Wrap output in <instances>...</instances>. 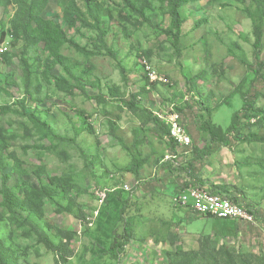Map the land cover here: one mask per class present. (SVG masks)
Listing matches in <instances>:
<instances>
[{
  "label": "rangeland",
  "instance_id": "obj_1",
  "mask_svg": "<svg viewBox=\"0 0 264 264\" xmlns=\"http://www.w3.org/2000/svg\"><path fill=\"white\" fill-rule=\"evenodd\" d=\"M92 1L103 9L106 47L97 31L66 23L67 1L52 0L43 13L86 48L62 50L84 84L60 66L48 71L45 45L28 50L12 24L16 6H0V32L10 31L0 61L1 256L10 264L99 261L120 229V207L134 199L142 216L119 264H264V144L215 146L200 129L210 123L226 131L247 95L262 113L242 123V135L264 138V81L257 75L264 45L257 53L254 22L259 0L183 7L177 47L162 33L171 23L162 0H148L150 24L122 0ZM145 57L167 83L146 79ZM60 75L69 83L59 85ZM173 107L185 112L184 126L198 147L190 157L203 160L204 180L240 191V203L256 213L254 224L208 220L176 204L187 190L179 166L189 160L173 158L181 150L149 114ZM7 191L20 200L19 213L5 200ZM24 215L46 232L53 249Z\"/></svg>",
  "mask_w": 264,
  "mask_h": 264
},
{
  "label": "trees",
  "instance_id": "obj_2",
  "mask_svg": "<svg viewBox=\"0 0 264 264\" xmlns=\"http://www.w3.org/2000/svg\"><path fill=\"white\" fill-rule=\"evenodd\" d=\"M52 0H0V6L8 9L10 6H16V14L12 22L16 37L18 40H23L28 47L37 46L44 44L46 51L48 52L50 59L48 61V71L56 66L62 67L66 73L79 81L81 84L83 80H79L80 77H77L74 74L73 68L71 66V59L66 57L62 50L66 45H70L76 48L79 52H87L86 48L81 46L74 39H71L68 32L63 28V26L55 21L47 20L44 18L43 13L48 8ZM65 21L71 28H76L78 24L86 29H92L98 32L99 39L106 47L104 38L106 36V27L105 23L102 20L101 11H103L102 6L95 5L92 0H65ZM198 0H162L164 4V11L171 19L170 26L163 30L162 33L172 37L175 41V46L183 36V27L185 24V19L183 15V7L189 5L190 3L196 2ZM125 7L138 18H141L142 23L150 24L151 20L147 18L146 9L149 8L148 0H122ZM84 4V5H83ZM87 10V11H86ZM103 13V12H102ZM140 22V21H139ZM255 22V36L256 43L255 49L257 53H261L264 45V0L258 1V7L256 11V17L254 16ZM141 23V22H140ZM10 31L5 29L2 31L3 41H5L9 35ZM29 50V49H28ZM111 53V52H110ZM261 54L257 55V60L259 61V70L257 75L259 79L264 81V62H261ZM150 61V60H149ZM24 62V61H23ZM59 85L68 84L69 81L65 76L60 75L55 78ZM148 80V78L146 77ZM245 101L242 112L237 113L233 116V122L230 128L226 131H223L221 128H216L210 123H205L201 126V132L209 136L211 142L215 146H221L225 143L231 144L232 142L247 144V143H263L264 138H260L255 134H250L249 136H243L241 132V125L244 121H250L255 114L262 113L259 109L256 108L255 103L248 102L247 95H243ZM24 104V102H22ZM181 115L184 114V111L180 112ZM152 122L162 129L165 132V135L170 138L173 146H177L171 138L170 128L163 122V119L158 115L151 114ZM38 124H42L40 121ZM48 127L46 123H43ZM50 129V127H48ZM211 148V147H210ZM209 148V149H210ZM208 149V150H209ZM200 162L203 160H189L183 165L179 166V170L183 171V174L186 175L185 188H195V189H204L211 194H217L224 198H227L234 203L241 204L240 198L233 194L227 185L222 184H213L209 180H204L202 177V172L199 170ZM50 194L55 196L54 191H49ZM120 194H118L119 198ZM168 199V197H167ZM5 200L8 205L14 210L15 213H19V207L21 205L20 200L16 197L15 192H5ZM169 204L173 202L169 200ZM244 206V205H243ZM246 209L256 215L255 211L251 208L245 206ZM143 207L139 200L128 199L120 207L119 213L120 217V229L114 237L113 242L110 244L107 250L99 255V261H94L91 264H119L127 254L130 247V244L133 241V232L135 220L138 216H142ZM23 215V214H22ZM257 217V216H256ZM26 223L32 227L33 230L40 236L41 239H44L46 243L54 248V243L50 237L46 234L45 231L33 220L31 215H24ZM205 219L220 220L227 222L238 223V220L231 219H219L213 216H205ZM0 264H10L5 260L0 254Z\"/></svg>",
  "mask_w": 264,
  "mask_h": 264
},
{
  "label": "built area",
  "instance_id": "obj_3",
  "mask_svg": "<svg viewBox=\"0 0 264 264\" xmlns=\"http://www.w3.org/2000/svg\"><path fill=\"white\" fill-rule=\"evenodd\" d=\"M7 51L6 42L3 41L2 33L0 32V61H2V57ZM141 64L145 71V76L151 84L167 83L166 79L158 75L153 64L146 57L141 60ZM158 116L170 128L171 138L178 147L189 148L192 146V139L184 126L183 117L177 112L175 107L168 113L166 112L165 115ZM126 189H129L128 186H126ZM174 201L178 206L191 209L193 212L203 216L238 220L249 224H254L256 220L255 215L250 213L245 206L202 189L189 188L186 192L176 197Z\"/></svg>",
  "mask_w": 264,
  "mask_h": 264
},
{
  "label": "crops",
  "instance_id": "obj_4",
  "mask_svg": "<svg viewBox=\"0 0 264 264\" xmlns=\"http://www.w3.org/2000/svg\"><path fill=\"white\" fill-rule=\"evenodd\" d=\"M194 139V138H193ZM195 142V140H194ZM195 143H193L192 141V146L189 147V148H183V147H176L178 148V150H181V153H180V156L176 157V155L173 157L174 159H178L180 158L179 160H197V159H193L190 157V155H193L195 156L196 154V151H198V147L194 145ZM219 155L221 156V158L223 160H226L228 157V155L225 153V152H220ZM234 195H236L238 198L242 197V194L240 191H235L233 190L232 191ZM242 205V204H241Z\"/></svg>",
  "mask_w": 264,
  "mask_h": 264
}]
</instances>
